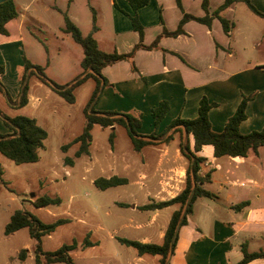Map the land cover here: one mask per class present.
I'll return each mask as SVG.
<instances>
[{"label":"crops","instance_id":"crops-1","mask_svg":"<svg viewBox=\"0 0 264 264\" xmlns=\"http://www.w3.org/2000/svg\"><path fill=\"white\" fill-rule=\"evenodd\" d=\"M50 1L14 0L18 16L15 23L8 24L9 35L0 34V66H2L0 83L2 85V80L9 71L7 61L12 56L10 53L7 57L5 53L10 52L12 48L13 54L17 56L22 51V44L19 46L22 49H16L15 45L22 41V26L26 23V17L28 21L39 27L37 30L42 28L46 30L48 20L42 17L38 10L47 12L49 8H53L62 14L60 7L51 5ZM72 1L66 0L64 11L70 10ZM180 1L183 10L187 12L185 7L191 0ZM100 2L101 0L85 2L88 8L94 11L96 29L90 32L95 36L96 41L97 32L100 30L97 18L102 11ZM222 2L223 0H208L209 13ZM251 2L264 11V0H251ZM107 4L110 18L109 35H112V39L105 47L99 42L98 45L107 52H127L138 41V34L133 30L126 14H133V10L126 0H107ZM219 13L232 23L228 34L224 33L216 17L211 19L209 26L195 20H188L181 27L182 33L176 36H161L158 40V48L138 49L133 57L137 71L131 70L129 63L125 60L104 66L102 74L108 85H104L97 99L101 102L98 109L130 112L134 115L140 113L143 122L138 129L141 134H159L173 117H195L198 101L204 95L209 101L216 103L210 108L208 118L211 128L220 131L226 119L234 112L242 95L254 93L246 103V118L239 124V130L241 133H247L261 129L264 125V18L255 14L241 1L231 3ZM136 14L143 27L142 43L146 45L150 44L163 28L168 31L174 30L182 16L181 9L176 5L175 0H148L145 5L137 8ZM202 15H204L203 9L202 13L196 16ZM71 18L75 22V17L71 16ZM62 27L63 25L58 27L56 34L53 33L51 36L54 39L64 40L69 48L78 53L79 64L82 57L81 47L69 33L62 30ZM32 28L36 27L32 26ZM46 33L51 34L49 29ZM31 36L34 37L35 34L32 33ZM37 37L38 35L34 37L35 40H38ZM13 44L15 45L11 47ZM31 60L32 63H39ZM17 63L21 71L15 77L16 85L21 84L23 75L21 57ZM41 63L44 67L49 65L48 61ZM31 75L38 80L34 85H41L42 82L34 74H29L28 78ZM4 88L7 91L5 86ZM47 90L46 92H49L51 89L48 87ZM162 99L168 102L169 107L154 128L151 109ZM82 115L84 117L83 113ZM37 123L39 124L38 121ZM116 127L117 125L114 126V138ZM7 131L9 129L4 128L2 133ZM175 135L178 137V142L171 150L168 144ZM114 138L111 147L115 144ZM127 138L129 149H133L128 135ZM179 141L180 133L177 131L173 133L167 144L144 145L137 151L144 150V155L140 158L143 168H139L138 161L132 157L122 153L120 156L116 155V161L119 160V162L113 161L112 168L115 171L111 175L116 174L127 179L125 175L128 173L123 174L117 168L120 167L124 171L123 168H127V161L131 159L134 164L131 165V168L133 167L131 170L137 169L135 173L138 178L144 179L141 185L146 188L147 195L152 194L146 202L150 199L165 200L173 197L183 187L187 164L185 157L179 151ZM90 148L91 144L89 154ZM212 151V146L207 144L197 152L198 155L206 158L200 164L198 172L201 175L210 173L209 182L202 186L212 196H200L193 201L192 210L186 216V224L178 228L173 251L168 256V264H233L242 257L241 244H245L248 251L264 249V145L258 148L256 154L248 151L245 156L216 157ZM110 152L114 154L112 148ZM151 159L152 162H150ZM224 162H230L240 172L243 169L245 171L241 172L240 176L226 174L225 180L217 177L219 164L222 167ZM150 166L151 174L145 170ZM249 170H252V173L245 175L244 173ZM225 183H229V187L225 186ZM207 184H214L216 191L206 188ZM242 201H247V204L237 209L233 208ZM144 203L128 202L127 204L132 209L141 210L137 206ZM176 207V204H172L163 208H171L172 212ZM159 210H144L150 212V215H147L146 222H137L135 228L151 227L158 217ZM165 228L166 226L163 230H159L158 238L161 240ZM139 239L143 242H152L150 232L142 233ZM28 256H30L29 253ZM137 260L141 261L142 255H138ZM245 264H264V257L252 259Z\"/></svg>","mask_w":264,"mask_h":264},{"label":"rangeland","instance_id":"rangeland-1","mask_svg":"<svg viewBox=\"0 0 264 264\" xmlns=\"http://www.w3.org/2000/svg\"><path fill=\"white\" fill-rule=\"evenodd\" d=\"M65 2L66 0H51L50 4L60 7L69 18L74 16L75 22L72 18L71 20L82 34H88L95 22L92 19L93 9L88 8L85 4L87 0H73L69 11H64ZM100 4L102 11L97 18V25L100 26V30L97 32V42L105 47L107 42L112 39V35H109V8L107 0H101ZM185 8L187 12L192 14L202 13L200 0H191ZM38 13L47 18L48 29L51 34L46 33L47 28L46 30L45 28L37 30L39 27L28 21L29 19L26 17V23L22 26V41L18 45H11V47L15 45L16 49H22L19 47L22 44V51L17 56L13 54L12 48L9 50L10 52L5 53L7 57L10 53L12 56L7 61L9 71L2 80L7 89L8 97L1 90L0 111L8 116L26 114L35 117L46 130L47 137L44 139V147L39 150L40 158L35 162L16 164L0 153L2 177L6 181V184L0 185V264H35L32 259L34 240L29 236L26 227L8 235L3 234L5 223L16 209L29 211L42 222H52L58 217L68 218L67 222L57 226L53 232L42 236L41 248L44 251L53 250L60 244L70 243L73 240L80 244L87 232L91 240H97L98 243L95 245L85 248L78 247L70 252L75 264H159L158 256L149 254L142 255V260L138 261L135 249L121 244L116 239L119 236L140 240L142 233L150 232L152 242L161 241L158 238L159 230H163L171 215V208L160 209L158 217L151 227L135 228L137 222H146L150 212L135 210L131 206H121L118 202L144 203L149 196L152 197V194L147 195L146 188L141 185L144 180L143 177L138 178L135 173L137 169L131 170L133 169L131 165H134L131 159L127 161V168H123L124 171L120 167L117 168L123 174L128 173L125 175L128 179L126 184L104 190L93 184L95 178L109 176L115 171L112 164L114 160L119 162V160L116 161V155L120 156L121 153L136 159L139 168H143L140 158L144 155V150L137 152L132 148L129 149L127 133L121 126L115 128V144L111 147L108 142L111 129L101 127L98 124H93L90 131L92 142L89 156L74 157L76 146L71 145L65 151L60 147L81 132L84 124L82 110L94 88V79H87L75 88V101L68 103L52 90L46 92L48 87L43 83L39 82L41 85H34L35 81L38 80L32 75L28 78L27 75L26 79H28L29 86L27 103L18 107L16 106L17 101H13L18 98L21 86V84L16 85L15 77L21 71L17 62L20 57L23 62L22 56L24 55L30 60H36L39 62L37 64L42 67L44 64L41 62L48 61L49 65L43 67V71L58 84L70 81L82 71L80 63L78 64V53L69 48L64 40L54 39L51 36L53 33L56 34L58 27L63 25V13L61 14L53 8H49L47 12L38 10ZM32 26L36 28L33 29ZM32 33L35 36L38 35V40H35V36H31ZM137 50L134 51L132 59ZM125 61L131 67L129 60ZM106 96L109 97V95ZM100 103L99 100L96 101L93 108L99 110ZM0 123V132H3L4 128L8 129L1 118ZM143 127L145 128V126ZM136 131L141 133L138 128ZM177 142L178 137L175 135L169 142L168 148L172 150ZM111 148L114 154L110 152ZM65 155L72 159L71 164L64 162L63 157ZM218 169L217 177L223 179L226 174L240 176L241 172L245 171V169L241 172L236 170L230 162H224L222 167L219 164ZM145 170L149 174L152 173L151 166ZM251 173L252 170H249L244 174L249 175ZM228 185L229 183H225V186L229 187ZM206 188L216 191L214 184H207ZM39 195L58 196L60 203L36 207L31 203V200ZM127 224L131 225L128 226ZM21 248L27 249L29 255L32 256H28L24 262H19L17 259V253Z\"/></svg>","mask_w":264,"mask_h":264},{"label":"trees","instance_id":"trees-1","mask_svg":"<svg viewBox=\"0 0 264 264\" xmlns=\"http://www.w3.org/2000/svg\"><path fill=\"white\" fill-rule=\"evenodd\" d=\"M133 10V14L126 13L130 19L133 30L138 34V41L133 45L130 51L118 53L116 51L107 52L102 50L92 33L82 34L77 25L63 13V27L62 30L69 33L72 39L78 43L82 50V57L80 65L82 71L70 81L64 84H58L50 79L43 67L39 64L32 63L25 56L23 58V75L21 79L20 92L18 95L17 106H23L27 102V75L34 74L43 84L48 86L58 96L63 98L68 103H74V90L87 79H94V88L83 108L84 124L79 134L72 137L67 143L60 147L65 151L69 146L76 145L74 156L89 154V146L91 144V128L93 124H98L101 127H109L110 133L108 135V142L112 146L114 138V126H121L125 129L129 136L134 150H140L144 145L148 144H167L172 138L173 133H180L179 151L185 157L187 164L185 167V177L183 187L180 191L165 200L150 199L148 202L138 205L141 210H155L163 207L176 204L177 207L171 212L170 218L166 225L162 240L160 242H143L136 239L126 237H116V239L126 246L135 249L138 255H156L158 256L159 264H168V256L172 253L176 239L177 231L181 225L186 224V216L192 210L193 201L200 196H212L203 184L209 182L210 173L201 175L198 170L200 164L205 161V157L198 155L197 152L201 150L204 145H211L213 155L216 157L222 155L229 156H245L248 151H253L255 154L260 146L264 145V125L261 129L251 130L247 133H241L239 124L246 118L245 107L248 100H250L254 93L242 95L234 112L226 119L223 128L220 131H215L211 128L208 112L216 103L209 101L204 95L200 97L197 106V114L193 118L175 117L159 133L141 134L136 131L141 126L140 113L134 115L130 112H123L117 110H95L93 104L97 101L103 86L107 80L101 73L104 66L113 64L119 60H129L131 70L137 71L133 62L132 56L135 50L139 48L155 49L158 48V40L161 36H176L182 33V25L188 20H195L207 26L210 25L211 19L216 17L219 19L224 33L228 34L232 23L225 19L219 13L233 2H244L247 7L255 14L264 18V11L258 9L251 0H223L211 13L208 11V0H201V7L204 10V15L196 16L187 13L183 10L180 0H175L176 5L181 9L182 16L179 19L177 27L174 30L168 31L165 28L162 32L155 36L150 44L142 43L143 27L139 22L136 14L138 7L145 5L148 0H126ZM93 22H95L94 11L92 13ZM18 16V11L15 7L14 0H3L0 2V34L9 35L8 24L15 23ZM96 29L95 23L91 28L92 31ZM2 66H0L1 69ZM0 89L8 97L7 91L0 83ZM168 102L165 99L160 100L157 105L152 107L151 116L153 117V127L156 128L165 112L168 110ZM0 118L9 131L0 132V153L16 164L29 163L39 160V150L44 147V139L47 137L46 130L37 123L34 117L23 114H16L8 116L0 111ZM191 137V138H190ZM64 161L71 164L72 159L64 156ZM127 182L126 177L116 174L106 176H99L93 180V184L104 190L109 187L121 185ZM6 184L2 177V170L0 167V185ZM31 203L36 207L59 204L58 196L39 195L35 196ZM121 206H128L127 203L119 202ZM247 204V201H242L233 206L237 209ZM68 218L58 217L52 222H42L35 215L26 210L16 209L9 216L8 221L3 228V234L8 235L20 228L26 227L29 236L34 240L33 246V260L35 264H48L54 262H64L66 264H75L70 252L78 247L85 248L98 243L97 240H91L87 232L80 244L76 241L70 243H62L53 250L44 251L41 248V238L54 231V229L67 222ZM240 250L242 257L233 264H245L255 258L264 257V249L248 251L245 244H241ZM28 254V250L21 248L17 253L19 262H24Z\"/></svg>","mask_w":264,"mask_h":264},{"label":"water","instance_id":"water-1","mask_svg":"<svg viewBox=\"0 0 264 264\" xmlns=\"http://www.w3.org/2000/svg\"><path fill=\"white\" fill-rule=\"evenodd\" d=\"M30 195H33V194H30Z\"/></svg>","mask_w":264,"mask_h":264}]
</instances>
